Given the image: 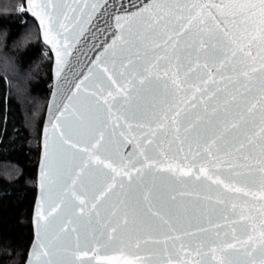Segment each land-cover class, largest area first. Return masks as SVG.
Here are the masks:
<instances>
[{
    "label": "snow or ice",
    "instance_id": "1",
    "mask_svg": "<svg viewBox=\"0 0 264 264\" xmlns=\"http://www.w3.org/2000/svg\"><path fill=\"white\" fill-rule=\"evenodd\" d=\"M107 3L20 8L55 50L57 79L98 14L114 27L110 40L98 29L103 47L53 125L30 264H160L153 249L168 253L163 264H264V218L257 225L236 202L264 201V0H129L110 19ZM160 163L169 180L195 175L215 192L224 207L211 214L233 226L170 222L175 195L155 184ZM153 231L162 235L150 245L141 233Z\"/></svg>",
    "mask_w": 264,
    "mask_h": 264
},
{
    "label": "trees",
    "instance_id": "2",
    "mask_svg": "<svg viewBox=\"0 0 264 264\" xmlns=\"http://www.w3.org/2000/svg\"><path fill=\"white\" fill-rule=\"evenodd\" d=\"M25 0H0V264H24L53 56Z\"/></svg>",
    "mask_w": 264,
    "mask_h": 264
},
{
    "label": "water",
    "instance_id": "3",
    "mask_svg": "<svg viewBox=\"0 0 264 264\" xmlns=\"http://www.w3.org/2000/svg\"><path fill=\"white\" fill-rule=\"evenodd\" d=\"M139 2H141V0H132V3ZM132 3H129V0H108V3L104 5L105 8H109L107 18L110 19L113 12L118 14L123 12L124 9L120 7L121 4L126 5L128 10H132ZM110 5L113 7H109ZM26 7L27 4L25 0V8ZM102 11L103 9H101V12ZM27 13L37 22L42 42L50 50L53 56V84L42 127L41 150L37 167V193L32 213L33 239L24 264H30L34 258L32 249L37 243V211L40 210L42 206L41 177L42 172L50 163L52 146L57 140V136L53 133V125L57 122L56 117H58L60 112L63 111L64 106L69 104L68 97L71 96L72 92L75 90V85L79 83L85 75H88V70L93 66L94 60L99 55L103 47L99 40L96 39L97 35H101V33L98 32V29H104L105 32L108 33L109 40L112 38V34L114 32V27L109 29L108 25H105L104 20L100 19L98 14L87 26L79 40V43H77L73 48L72 54L68 58L69 62L67 66L61 73L60 78L57 79L55 50L44 40L43 28L40 25L39 20L34 17L31 12ZM85 83L87 84L88 82L86 81ZM69 107L71 108V105H69ZM131 147V145H126L123 150V155L126 156L131 151ZM165 150H167V145H165ZM181 155H183V153H181ZM159 167L161 171L155 174V176L158 177L155 180L157 188L163 193L172 192L175 195V201L169 202L175 205V217L170 222H178V226L192 230L202 226L213 232L220 230L217 228V224L220 225V228H230L233 226L227 222L221 221L219 212H217L216 215L211 214L210 206H215L217 209L223 208L224 206L216 204L217 194L215 192L209 191L206 186H199L200 180H196L195 175L192 177H181V179H188L192 182L189 184H180L178 181L173 182L167 178L168 173L165 170V163H160ZM193 173H196V169H193ZM136 175H138V173L135 171L131 173L132 178H135ZM121 178L125 181L129 180L128 176L116 177L117 180ZM201 179H203L202 176ZM212 187L215 188L216 186L213 185ZM125 191H127V186L125 187ZM233 195L240 197L242 194L234 193ZM206 196L209 198L205 199ZM236 202L244 208V215H251L255 218V223L259 225L260 220L264 218V201H261L258 198L253 199L252 196H248L244 197L243 201L237 200ZM229 219H231V217H229ZM196 234L201 235L203 233L196 232ZM141 235L146 237L148 239V243L151 245L157 242V237L161 236L162 233L153 231L151 233L143 232ZM168 243L170 244L171 240H169ZM141 246L145 247L143 241H141ZM167 256V252L162 253L158 249H153L150 250L148 258L160 261V264H163V260L166 259ZM172 264H176V262L173 261Z\"/></svg>",
    "mask_w": 264,
    "mask_h": 264
},
{
    "label": "rangeland",
    "instance_id": "4",
    "mask_svg": "<svg viewBox=\"0 0 264 264\" xmlns=\"http://www.w3.org/2000/svg\"><path fill=\"white\" fill-rule=\"evenodd\" d=\"M19 9H20V6H19Z\"/></svg>",
    "mask_w": 264,
    "mask_h": 264
}]
</instances>
